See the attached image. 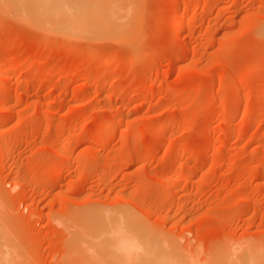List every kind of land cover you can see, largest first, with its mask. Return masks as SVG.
I'll use <instances>...</instances> for the list:
<instances>
[{
  "label": "rangeland",
  "instance_id": "1",
  "mask_svg": "<svg viewBox=\"0 0 264 264\" xmlns=\"http://www.w3.org/2000/svg\"><path fill=\"white\" fill-rule=\"evenodd\" d=\"M106 1L97 37L0 11L3 264H120L119 222L121 264H264V0Z\"/></svg>",
  "mask_w": 264,
  "mask_h": 264
},
{
  "label": "bare ground",
  "instance_id": "2",
  "mask_svg": "<svg viewBox=\"0 0 264 264\" xmlns=\"http://www.w3.org/2000/svg\"><path fill=\"white\" fill-rule=\"evenodd\" d=\"M105 1L103 0H0V9H1L0 11H3V13L6 12L8 15L10 16L12 15L18 20L24 21L44 31H48V32L54 31L56 33H59V35H67V36L71 35V36L97 37L108 34L109 32L108 22L110 21L111 18L113 19L115 16V14H111L109 13V11H107V7L110 5V3L108 4V2L106 1L107 2L106 3ZM186 20L187 17L182 16V18H180L176 24L177 27L180 28L183 27L186 23ZM9 75L10 72L6 71L3 77L7 79ZM178 178H180V176H175L173 179H178ZM104 226L105 224L101 227L99 226L101 228L99 230H98L99 227L98 228L96 227V229L98 230L96 231L101 232L102 230L103 232V230L106 228L104 231V233H106V236L104 235L105 237H108L107 235L110 234L112 235L121 234L120 241H118V244L116 246L117 249L120 251V255H119L120 258H118V260H120V264H121V261L123 262V254L124 252H126V250L128 252L130 251L129 249L138 248L137 247L138 244L136 243L137 241L135 240V236L134 238L132 236L125 237V235H127L128 232L125 231L122 222H119L118 225H114V226H110V223L109 225L106 224L105 228L103 229L102 227ZM130 228L131 227H129V229ZM126 229L128 228L126 227ZM130 232L132 233V230ZM138 234L139 233H137V235ZM110 237L108 240L111 239ZM141 237L142 236L140 235V237L138 238ZM105 240L107 241V238ZM112 242L114 241H111V243ZM145 243H147V241H145ZM105 244H104L105 248L103 247V249L106 250L108 249L106 247L108 244L107 243ZM146 246H148L147 247L148 249L146 248ZM143 247L144 248H141L142 250L141 249L140 250L144 251L145 249L144 253L146 255L149 254V252L153 254L152 252L153 250L152 249L150 250L149 248L150 244L149 245L146 244ZM139 248L137 249L138 252H139ZM151 248L153 247L151 246ZM119 251H117V253ZM132 252L133 251H131V253ZM127 254H129V252ZM140 255H142V253ZM4 261H5V256L0 252V264H3ZM154 261L156 260L154 259Z\"/></svg>",
  "mask_w": 264,
  "mask_h": 264
}]
</instances>
